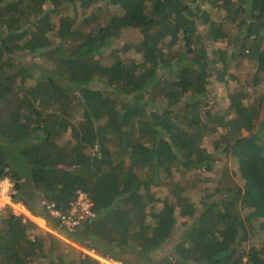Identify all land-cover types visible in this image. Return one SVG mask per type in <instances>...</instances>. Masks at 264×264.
Listing matches in <instances>:
<instances>
[{
    "label": "trees",
    "instance_id": "16d2710c",
    "mask_svg": "<svg viewBox=\"0 0 264 264\" xmlns=\"http://www.w3.org/2000/svg\"><path fill=\"white\" fill-rule=\"evenodd\" d=\"M5 176L0 264H264V0H0Z\"/></svg>",
    "mask_w": 264,
    "mask_h": 264
},
{
    "label": "built area",
    "instance_id": "2783aa9c",
    "mask_svg": "<svg viewBox=\"0 0 264 264\" xmlns=\"http://www.w3.org/2000/svg\"><path fill=\"white\" fill-rule=\"evenodd\" d=\"M16 194L17 188L14 180L9 177L0 179V210L6 204L12 203ZM19 205L20 211L23 212L22 210L26 209L25 205L21 202ZM48 208L54 216L62 218L63 223L70 227H79L81 220L91 217L94 213L92 200L83 192L79 193L69 213L61 212L54 203H48Z\"/></svg>",
    "mask_w": 264,
    "mask_h": 264
},
{
    "label": "rangeland",
    "instance_id": "374dc122",
    "mask_svg": "<svg viewBox=\"0 0 264 264\" xmlns=\"http://www.w3.org/2000/svg\"><path fill=\"white\" fill-rule=\"evenodd\" d=\"M75 8V7H74ZM90 8L89 9H85V8H81V7H77V8H75V9H73V14H75V16L76 17H78V16H80L79 17V19H78V22L80 23V21H82V19L84 18V16L85 15H87V14H89V12H90ZM83 12H85V15H83ZM215 14V13H214ZM77 22V24L79 25V23ZM219 42H217L215 45H214V47H217V46H219ZM131 51H129V53H130ZM132 54H134V55H138L139 53L138 52H134V53H132ZM231 71H233L234 69L233 68H229ZM246 76V73L245 74H243L242 75V78H244ZM96 85V84H95ZM232 85L233 86H235L236 85V83H232ZM97 86V85H96ZM218 92H219V99L221 100V104L223 105V107L225 108V107H227V105H226V102H224L225 100H224V98H225V94H226V91H225V89H224V87L222 86V84L220 85V87H219V89H218ZM217 137H218V135L217 134H212V135H210V136H206V137H204V139H203V141H202V144L204 145V146H208L210 149H214L215 148V144H214V142H215V140L217 139ZM208 175H212L213 173H207ZM216 175V174H215ZM197 177H199V178H201L202 177V175L201 176H197ZM192 178H193V176L191 175V174H188V176H187V181H190V180H192ZM212 184H213V182H211L210 183V185L212 186ZM203 186H204V184H202L201 185V187L199 188V189H196V190H192V189H188L187 191H186V195H188V196H191V197H193V198H196L197 200H199L200 199V197H201V195H202V193H203V191H202V188H203ZM201 189V190H200ZM157 193H156V195L157 196H160V197H162L163 195H164V193H165V190H162V189H158L157 191H156ZM18 206L20 207V205H17V204H15V207H16V211L17 212H19L21 209H19L18 208ZM28 216V215H27ZM30 219H32V220H34V222L37 224V226H38V228H37V232H47V231H51V229L49 228V226L47 225V222H46V220H44V219H42V218H39V217H37V218H35V217H30ZM3 224H4V222H5V217L3 216V218H2V221H1ZM47 226V227H46ZM55 234H57V232H55V231H53ZM264 235L263 234H261L260 235V237L262 238ZM85 251H87V250H85ZM101 260H102V263L103 264H121L120 262H117V261H115V260H111V259H106V258H100Z\"/></svg>",
    "mask_w": 264,
    "mask_h": 264
},
{
    "label": "clouds",
    "instance_id": "9594fccd",
    "mask_svg": "<svg viewBox=\"0 0 264 264\" xmlns=\"http://www.w3.org/2000/svg\"><path fill=\"white\" fill-rule=\"evenodd\" d=\"M5 177H9V176H5ZM5 177H3V178H5ZM9 178H11V177H9ZM12 179V178H11ZM13 180V179H12ZM19 203H20V201H16L15 200V198H14V200L12 201V203H9V204H6L5 205V207H3L1 210H3L4 208H6V207H11V208H13L14 209V211L15 212H17L16 210V207H15V204H17V205H19ZM22 203V202H21ZM18 208H19V206H18ZM26 208V207H25ZM72 209V208H71ZM71 209H70V211H71ZM0 210V211H1ZM50 210V209H49ZM23 212L22 213H24L29 219H30V217L32 216V217H35V218H37L38 216H35V215H33V214H31V212L26 208L25 210H22ZM69 211V212H70ZM19 212H21V211H19ZM19 212H17V213H19ZM50 212H51V210H50ZM64 213V212H63ZM51 214L53 215V213L51 212ZM39 218H41V217H39ZM42 219H44V218H42ZM32 220V219H31ZM45 220V219H44ZM32 221H34V220H32ZM47 222V221H46ZM65 224V223H64ZM66 225V224H65ZM67 226V225H66ZM47 227V226H46ZM117 262H119V261H117Z\"/></svg>",
    "mask_w": 264,
    "mask_h": 264
}]
</instances>
